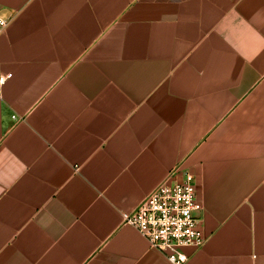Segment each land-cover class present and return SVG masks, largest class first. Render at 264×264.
I'll use <instances>...</instances> for the list:
<instances>
[{"label": "crops", "instance_id": "0c3cea01", "mask_svg": "<svg viewBox=\"0 0 264 264\" xmlns=\"http://www.w3.org/2000/svg\"><path fill=\"white\" fill-rule=\"evenodd\" d=\"M0 9V264H171L123 215L185 174L186 264H264V0Z\"/></svg>", "mask_w": 264, "mask_h": 264}, {"label": "built area", "instance_id": "2783aa9c", "mask_svg": "<svg viewBox=\"0 0 264 264\" xmlns=\"http://www.w3.org/2000/svg\"><path fill=\"white\" fill-rule=\"evenodd\" d=\"M8 24L0 9V35ZM202 209L195 178L185 174L182 182L168 178L161 183L136 210L123 215V222L138 230L171 264H186L188 257L182 248H200L204 243Z\"/></svg>", "mask_w": 264, "mask_h": 264}]
</instances>
